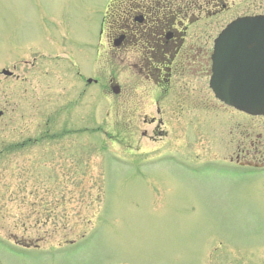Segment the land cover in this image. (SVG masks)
<instances>
[{"label": "rangeland", "instance_id": "obj_1", "mask_svg": "<svg viewBox=\"0 0 264 264\" xmlns=\"http://www.w3.org/2000/svg\"><path fill=\"white\" fill-rule=\"evenodd\" d=\"M108 1L0 0V264H264V168L226 161L264 151V117L209 90L202 120L154 142L134 49L99 36ZM208 7L188 30L208 53L230 19L264 14V0Z\"/></svg>", "mask_w": 264, "mask_h": 264}, {"label": "flooded vegetation", "instance_id": "obj_2", "mask_svg": "<svg viewBox=\"0 0 264 264\" xmlns=\"http://www.w3.org/2000/svg\"><path fill=\"white\" fill-rule=\"evenodd\" d=\"M208 9V0H110L108 4V19L102 21L100 33L111 41L109 46L116 52L134 49L133 66L155 90L151 111L141 117L143 124L153 125L150 138L154 142L162 141L167 135L176 140L182 128L181 119L188 125L193 119L202 120L208 113L209 53L202 40L193 43L188 35L191 26L207 18ZM116 11L121 13L115 14ZM116 17L123 20L119 25ZM95 77H80L85 86L83 91L98 82L92 79ZM90 78L92 81H88ZM112 83L113 79H109L107 86ZM215 103L219 108L227 107L217 100ZM142 133L146 135L145 131ZM249 143V148L238 144L226 161L234 167L261 170L264 151L260 144ZM222 155L209 154L207 157L211 159L207 161H223L219 159Z\"/></svg>", "mask_w": 264, "mask_h": 264}, {"label": "water", "instance_id": "obj_3", "mask_svg": "<svg viewBox=\"0 0 264 264\" xmlns=\"http://www.w3.org/2000/svg\"><path fill=\"white\" fill-rule=\"evenodd\" d=\"M211 60L209 85L215 96L248 114L264 115V15L227 24L214 40ZM112 90L117 93L118 87Z\"/></svg>", "mask_w": 264, "mask_h": 264}, {"label": "trees", "instance_id": "obj_4", "mask_svg": "<svg viewBox=\"0 0 264 264\" xmlns=\"http://www.w3.org/2000/svg\"><path fill=\"white\" fill-rule=\"evenodd\" d=\"M120 13H121L120 11H116V12H115V14H118V15H119ZM120 19H121L120 17H116V18H115V20H116V24L119 25V24L123 21L122 19H121V20H120ZM19 145L22 146V145H24V144L21 143V144H19ZM12 146H13V147H16V146H18V144H13V145H11V147H12Z\"/></svg>", "mask_w": 264, "mask_h": 264}]
</instances>
